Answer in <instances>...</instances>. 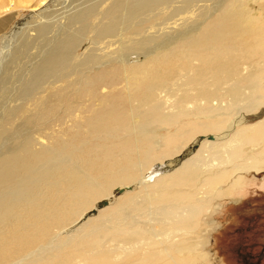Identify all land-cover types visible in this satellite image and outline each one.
I'll use <instances>...</instances> for the list:
<instances>
[{
    "label": "rangeland",
    "instance_id": "1",
    "mask_svg": "<svg viewBox=\"0 0 264 264\" xmlns=\"http://www.w3.org/2000/svg\"><path fill=\"white\" fill-rule=\"evenodd\" d=\"M51 1L0 0V82L6 73V67L11 69L9 73H12V79L15 80L9 81L7 85L10 96L6 94L0 98V130L6 124L9 110L21 105V101L16 99L18 100L17 94L22 81L40 63L55 37H59L62 29L69 24L70 18L81 9L96 4L103 13L105 7L109 8L114 0ZM177 1L164 6L161 12L157 11L165 19L157 21L155 26L141 35L124 33L121 37L108 36L92 45L91 39L96 38L97 34L93 31L81 34L83 41L74 49V55L78 58L76 64L90 54L100 57V63L97 62L87 71H81V76H101L97 83L84 87L85 100L77 101L76 91L71 86L74 80L80 79V73H73L71 78L58 83L50 81L41 89L40 97L48 101L47 105L59 107L61 115L67 108L65 95L69 96L68 103L73 107L84 102L81 104V118L85 126L93 115L104 114V111H109L107 114H124L126 117L122 129H118L120 131L109 138L100 133L87 136L82 132L85 136L82 140L90 146L97 145L101 154L112 146L114 157L116 153L119 154L116 161H100L103 187L114 183H111L107 193L94 197L89 205L74 213L73 209H64V212L59 209L55 213L54 216H60L55 217V221L49 226L52 229L49 231L50 236L54 235L56 242L60 241V237L72 238V241L60 246L61 248L56 247L55 251L51 250L50 257L43 264H174L180 259L187 260V264H264V0H227L225 3V9L240 8L246 19L230 25L244 29L233 42L237 51L239 48L245 49V52L238 55L242 61L240 69L244 77L251 79L220 84L211 80L207 87L221 96L222 104L219 108L210 103L200 104L197 99L199 89L196 86L186 91L181 89V80H186L189 76L186 71L180 70L183 65L191 62L187 51H179L163 60H156L160 56L153 54L144 63V56L135 51L128 52L124 58L121 57L122 60L120 58L122 48L132 47L152 35L164 36L200 21L214 4L210 0H191L192 7L185 6V2L190 0ZM34 7L37 8L33 10ZM102 17V14L97 15L94 24H113ZM41 22L49 26L44 37L38 36L35 29ZM24 36L30 44L26 48L23 46ZM164 54L160 53L161 56ZM136 61H140V64ZM194 64L198 62H193ZM256 67H261V70L254 71ZM175 73L179 77L169 81L170 86L167 88L170 92L155 88L162 80L176 75ZM218 84L222 87L219 88ZM238 85L247 89V99L240 102L233 98ZM249 87H253L255 93H250ZM226 91L228 93L224 95ZM187 93L190 95H186ZM39 95L25 103L28 114H36V107L40 103ZM192 100H197L198 103ZM206 107L209 108L208 113L205 111ZM212 107L216 108L215 112L211 110ZM69 118L67 116L64 120L67 129L70 128L67 125L74 124L72 118ZM241 118L244 123L239 125L237 122ZM54 122L60 125V121ZM18 124L19 121H15L12 129ZM231 127L234 128L227 139H206L209 135L221 137ZM59 130L60 133L65 131ZM65 132V140L76 139L75 131ZM33 134L37 140V148L50 144L51 134L34 131ZM200 139L203 141H198ZM3 144L5 148H9L12 140H5ZM189 151L197 154L194 162L185 163L187 168L183 164L175 168L180 163L179 157L188 155ZM169 162H174L175 165L172 168L166 167L167 174L157 178L155 182L117 197L116 202L107 206V209H100L98 214L96 212L87 216V219L84 218L81 222L88 227L79 225L73 231H64L82 214L92 210L105 195L115 194L117 188L133 184L152 167ZM118 180L125 181L117 182ZM77 193L78 191L74 192L76 195ZM76 195H68V204L77 200L79 195ZM141 203H144L142 208ZM125 206L137 207L142 211L133 212L132 216L136 217L120 216L119 208ZM156 211L158 212L154 214ZM111 214L116 218L119 216L120 222L113 220L116 224L105 223V219ZM101 215L100 220L98 218ZM61 220L64 223L59 222ZM95 221L96 224H106L107 229L105 228L103 235L97 234L93 228ZM38 233L39 237L43 235ZM128 237L129 240H126ZM39 240L45 241L43 236Z\"/></svg>",
    "mask_w": 264,
    "mask_h": 264
},
{
    "label": "bare ground",
    "instance_id": "2",
    "mask_svg": "<svg viewBox=\"0 0 264 264\" xmlns=\"http://www.w3.org/2000/svg\"><path fill=\"white\" fill-rule=\"evenodd\" d=\"M173 1L175 0H114L109 8L105 7L106 10H104L103 13H101L97 4L81 9L70 18L69 24L62 29L63 31L60 33L61 35H58L59 37L57 38L55 37L53 43H51L50 49L47 53L45 52L46 54L40 63L34 67L32 72L30 71L31 73L27 71L30 75H25L26 77L24 78V81H22V86L17 94L18 100L16 99V101H21V105L15 108L11 107L13 110L10 109L7 113L6 124L5 126L3 125L0 130V148H2V150L0 149L2 151L0 154V264L45 263L48 256L50 257L51 255V250L55 251L56 247L66 245L72 241V238L60 237V241L56 242L57 239L53 237L54 235L50 236L49 231L52 229H49V226H51L55 219L60 216H54L55 213L59 209L61 212H64V209L65 211L73 209L74 211L72 213H74L75 210L89 205L94 197L107 193L106 191L110 189V186L112 185L111 183H114L111 182L106 188L103 187L100 175V161L102 159L116 161L118 157H120L119 154H115V159L114 148H112L113 146L101 154V149L97 145L90 146L82 140V137L84 136L82 135V132L87 136L93 133H100L102 136L109 138L117 131H120L118 129H122L125 123L124 119L126 118L124 117V114H116L113 112L107 114L109 111L103 110L104 114H102V112L93 115L92 118L88 120L89 124L87 123L85 126L83 125L81 118L83 112L81 104L84 102L73 107L68 103L70 99L69 96L65 95L64 99L67 103V108L65 113L61 115L60 110H58L59 107L53 106L50 102L51 105H47L48 103L46 104V102L48 101H45L40 97L39 94L41 93V89L50 81L58 83L67 78H71V76L74 75L73 73H80V79H77V81L74 80V82L71 83V86L76 91V100H85L83 99L84 87H90V85L97 83L101 76H81L82 70L87 71L88 69H91V66H94V64H97V62L100 61L99 56L90 54L76 64L78 58L76 59V56L74 55V49L83 41L82 36L90 31L95 32L97 34L96 38L92 36L93 38L91 39L92 45H95L102 39L108 38V36H110V38H115L124 33H128V35H141L149 30V28L155 26L158 23L157 21L160 22L163 19L162 13L156 12H159L164 6H169ZM210 1L214 3L212 9L210 8L211 10L207 11L200 21H196L192 25L181 30L160 36L162 38L158 36L154 37V35H152L149 39L146 38L141 42H137L132 47L122 48L120 51L122 54L120 58H124V56L130 51H135L144 56V63L146 59L153 54H155V56L157 54L160 56L156 60H163L167 59L168 56L175 55L179 51H187L191 62L183 65L180 70L182 69L186 71L189 76L186 74L188 76L187 78L185 77L186 80H181L183 81L181 89L186 91V89L196 86L199 89L197 90V99H199L200 104L207 105L210 103L213 107L215 106L216 108H219L222 104L221 96L219 97V95L214 91L209 90V87H207L211 80H214L219 84L225 82L231 83L235 80V82L238 83L239 80L241 82H246L250 80L251 77H244L240 69L242 61L239 59L238 55L245 49L239 48L237 51L235 49L236 44L233 42L237 35L244 29L231 27L230 25L232 22L238 21L240 23L246 20L243 17L242 11L237 7L235 9H225V3L227 0ZM51 2L52 1L50 0V3ZM189 5H191V0L185 2V6ZM36 8L34 7L33 10ZM100 14L103 15L102 18L112 21L113 24L111 26L110 24L95 25L94 19ZM41 18L42 17H40V19ZM48 27L49 26L42 22L38 23L35 28L38 36H46ZM93 35L95 34L93 33ZM22 38L24 48L29 47L30 44L27 37L24 36ZM152 43L154 45H152ZM160 53L165 54L164 56H161ZM123 58H121V60ZM196 61L198 64L193 65V62ZM136 63L140 64V61H136ZM6 68V73L0 82V98H2V95L8 94L7 92L9 91L7 85L9 81L14 80L12 79V73H9L11 72V69ZM258 70H261V67H256V69H254V71ZM161 73L163 74V72ZM171 74L173 75V73ZM180 76L182 75L180 74ZM177 77H179V74L172 77L170 76L168 79L163 76L166 80H162V83L158 84L155 88H161L167 91V87L170 86L169 81L174 80ZM219 84L218 87L220 88L221 85ZM246 90L244 87L238 85L235 94H233V98L236 99V102L247 99ZM248 90L250 93H255L253 87H249ZM168 91L170 92L171 90ZM87 92L89 93L90 91ZM227 93L228 92L226 91L224 95ZM8 95L10 96V94ZM37 95H39L38 101H40V103L38 105L36 104L38 106L36 107V114H28V108L24 105L27 102L29 103L31 99H36ZM160 95L161 94L159 93V96ZM186 95L190 94L187 93ZM192 101L198 103L197 100ZM213 107L211 110L215 112L216 108ZM107 110H109V108ZM208 110L209 108L206 107L205 111L207 113L209 112ZM67 116L74 121L72 126L71 124H69L70 126L67 125L70 127L69 129L64 125V120ZM84 120L85 119H83V121ZM15 121H19V124L12 129ZM54 121H60V125L58 126ZM238 121L239 122L237 123H239V125L244 123L243 118ZM56 127L58 129H56ZM233 128L234 127H231L228 131L223 133L221 137L215 136L213 139H210L209 137L206 139L212 141H214V139L217 141L220 138L227 139L231 136ZM59 129L75 131L76 139L70 141L65 140L63 134L66 132L64 131V133H60L61 131ZM33 131L51 134L52 137L49 139L50 144H45L40 148H37V140L34 137ZM5 140H12L11 147H4L3 143ZM198 141L202 142L203 140L200 139ZM226 144H228V142H226ZM187 153L188 155L186 154L179 159L180 165L176 164V166H174V162L159 164L152 167L146 175L137 179L133 184L121 187L125 189L122 193H117L116 191L119 189L117 188L115 194L111 193L113 196H110L111 194L105 195L103 200L108 201L106 206L97 208L100 201L97 202L96 206L92 209L95 210V212L90 210L85 214H82L77 221L73 224L71 223L72 225L69 228L64 229V231H73L74 228L79 225H86L88 227L87 224L81 222L84 218L87 219V216L94 215L96 212L98 214L100 209L114 204L117 197L135 190V188H145L148 183L155 182L157 178L167 174L168 171H165L166 167L172 168L174 166L176 168L181 167L183 164L182 166L187 168L185 163H193L197 155L193 151ZM194 173L196 174L197 170L194 171ZM122 181L125 180H118L117 182ZM77 191V195L74 194V192ZM68 195H74V197L75 195L79 196L76 197L77 200H74V203L68 204ZM74 197L72 198L74 199ZM142 207H144V203H141V208ZM119 209V215H124V217H127V215L130 217L133 212L139 211L140 213V211H142L138 210L137 207L127 206ZM153 211L155 210L153 209ZM157 212L158 211L153 213L155 214ZM104 216H106V214ZM118 217L116 218L111 214L107 217L108 219H105V223L114 222L113 220H115V222L117 220L116 223H118V221L120 222ZM101 218L102 215L98 219L101 220ZM84 221L86 222V220ZM59 222L63 221L61 220ZM109 225L110 223L108 224V227ZM61 227L64 228V225H61ZM106 227L107 226L106 224L104 225V222L93 226L95 231H97L96 233H101V235L104 234ZM38 232L43 234L41 236L44 237L45 241L39 240L41 236L39 237ZM126 240H129V237ZM176 263L187 264V260L180 259V261L175 262L174 264ZM162 264H170V262H163Z\"/></svg>",
    "mask_w": 264,
    "mask_h": 264
},
{
    "label": "water",
    "instance_id": "3",
    "mask_svg": "<svg viewBox=\"0 0 264 264\" xmlns=\"http://www.w3.org/2000/svg\"><path fill=\"white\" fill-rule=\"evenodd\" d=\"M210 139H213L214 138V136L213 135H209L208 136ZM194 148V147H193ZM181 157H179V159H180ZM123 191H125V189L124 188H119V189H117V193H122ZM108 204V201L107 200H102V201H100L99 202V204L97 205V208H101V207H104V206H106ZM93 212H95V210H92Z\"/></svg>",
    "mask_w": 264,
    "mask_h": 264
}]
</instances>
